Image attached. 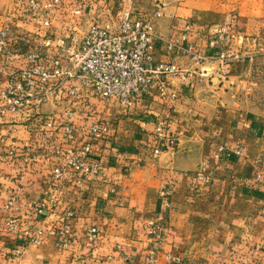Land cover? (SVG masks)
I'll return each mask as SVG.
<instances>
[{"label": "crops", "instance_id": "obj_1", "mask_svg": "<svg viewBox=\"0 0 264 264\" xmlns=\"http://www.w3.org/2000/svg\"><path fill=\"white\" fill-rule=\"evenodd\" d=\"M96 1L63 0L61 10L52 16L54 39L65 27L61 21L76 10H84L78 24L82 22L85 31L102 3L114 7L118 0ZM122 1L135 8L134 0ZM140 1L164 3L156 32L166 40L180 36L188 19H195L188 39L205 62L199 65L161 51L157 64L173 61L193 74L187 81H169L175 99L152 92L127 110L114 100H93L87 110L74 113L70 136L64 132L68 121L57 98H48L37 111L0 112V264H149L145 258L151 251L156 252L152 264H264L263 111L258 101L240 92L242 74L235 77L233 69L227 71L224 83L214 84L233 47L228 37L210 47L215 26L207 24L233 16L237 23L232 28L246 49L245 38L264 31V0ZM37 14L42 17L28 0H0V32L10 28L0 54V90L38 44ZM253 43L254 49L261 46L260 40ZM161 120L168 122V132L177 143L175 149L154 156L151 150ZM93 122L109 126L103 139L90 138ZM219 141L226 148L240 149L241 155L225 159L221 169H211L210 149ZM86 143L91 144L90 159L101 168L100 174L82 183L61 181L52 188V170L63 162V152ZM199 165L205 166L203 176L218 184L197 181L193 172ZM167 188L176 195L166 213L157 194ZM43 196L57 205L40 224L31 219L29 210ZM11 198L15 202L6 210ZM155 212L167 219L168 234L160 244L151 243L145 233ZM10 216L19 221L14 234L5 228ZM63 222L72 228L67 250L56 247L52 234ZM37 228L44 230L42 242L28 245L21 258L13 259L11 252L20 245L21 233ZM89 228L99 231L91 247L84 236ZM167 254L181 262L167 260Z\"/></svg>", "mask_w": 264, "mask_h": 264}, {"label": "built area", "instance_id": "obj_2", "mask_svg": "<svg viewBox=\"0 0 264 264\" xmlns=\"http://www.w3.org/2000/svg\"><path fill=\"white\" fill-rule=\"evenodd\" d=\"M28 3L40 10L42 16L47 17L62 5L63 0H28ZM83 12V9H79L74 15L81 16ZM157 16H161L159 9ZM49 22L45 20L44 26L48 27ZM189 28V24H186L185 31L188 32ZM217 33L222 35L223 30ZM9 34L10 28L0 32V54L6 46ZM214 46L215 43L210 42V47ZM161 51L167 55L187 57L199 65L205 62V58L198 53L186 33L182 32L180 36L166 40L156 36L148 23L133 20L126 10H116L112 21L95 22L87 31H82L78 25L65 37L54 39L45 36L38 40L35 50L25 58L22 68L9 74L6 84L0 90V112H23L29 109L37 111L48 98H57L63 105L68 121L63 126L64 132L70 136L72 128L69 121L74 113L87 110L93 100H114L121 108L127 110L138 101L149 97L152 92L160 96L169 95L171 99H175V95L170 92L169 81H187L193 74L173 61L157 64L156 56ZM217 77L225 79V71H219ZM211 78L213 77H209V80ZM157 131L156 145L152 148L154 156L176 148L177 141L169 134L166 120L158 122ZM108 132L109 126L101 122H93L88 129L92 140L103 139ZM219 152H223L227 157L241 155L240 149L231 150L223 146H220ZM90 154V143L84 144L80 149L64 151L63 162L52 170L51 187L56 188L61 181L75 179L82 183L91 176H98L101 168L91 161ZM167 192L163 189L159 193L160 200L165 202V209L168 208ZM14 202L15 199L11 198L5 209H11ZM56 203L43 196L31 204V219L41 224L46 212L55 207ZM162 215L158 213L145 224L146 234L153 244L162 243L166 237V222ZM71 216L68 214V217ZM18 227V219L8 217L6 230L14 234L17 233ZM43 234L42 228L24 230L19 239L20 245L11 252V257L21 258L28 245H38L42 242ZM52 234L56 237L57 248H70V224L63 222ZM84 236L88 247H91L97 241L99 232L95 228H89ZM165 258L175 263L181 262L178 256L167 254ZM155 259L156 252L146 254L147 263L152 264Z\"/></svg>", "mask_w": 264, "mask_h": 264}, {"label": "rangeland", "instance_id": "obj_3", "mask_svg": "<svg viewBox=\"0 0 264 264\" xmlns=\"http://www.w3.org/2000/svg\"><path fill=\"white\" fill-rule=\"evenodd\" d=\"M115 3H116V5L114 7H112V5H110V3L108 1H105L104 3H102V5H101L102 7L100 9H98V11L95 14L96 16L91 19L92 21H90V24L92 25L95 22L104 23L107 21H112L114 19V13L116 10H126L130 13V16L133 20H143L144 22L148 23L151 26L152 32L156 36L164 38L163 36L159 35L160 33L156 32V25L164 16L165 5L163 2L148 1V2H145L146 3L145 4L144 2H142L140 0H134L131 3H132V6H134L136 9L134 8L132 10L127 8L126 6H124L122 0H120V1L118 0ZM141 5H143V8H141ZM137 7H139V9ZM31 9L36 10V12L40 13L39 12L40 10H38L34 7H31ZM158 9L160 10V14H161L160 17L157 16ZM60 10H61V7L59 6L54 11V13L50 16L46 17L45 15H43L44 17L43 16L41 17V16H39V14L34 16V19L38 20L39 30L41 31L39 36H38L39 41H40V39H42L45 36L54 38V35H56V33H55V31H53L54 28L51 30V28H52L51 22L54 19V18H52V16H54V14L57 15V13ZM31 13L33 15L32 11H31ZM55 17L57 18V16H55ZM81 17L82 16L73 15V17H68V19L63 18L65 21H61V22L65 24L64 25L65 27L57 33L59 38L67 36L71 32V30H73V28L77 27L78 25H80L82 31H84V29H83L84 27L81 26L84 24L82 22L78 24V22L81 20ZM45 20L50 21L49 22L50 24L48 27L44 26L43 22ZM82 20H84V19H82ZM188 22L189 23H187V24H189L190 28H189L188 32H186V31L183 32V33H186L187 36H188V33H190V31H192L196 28V24H197L195 19H188ZM202 23L205 24L204 21ZM236 23H237V20H236V18H233V16L229 17V18L225 17V19H220V20H218V22L217 21H212V22L210 21L209 23H207L211 26H215L214 39L210 42L218 43V42H220V40L222 38L228 37L229 46L233 47V54L230 57H225L226 63H224V67H225L224 71L226 73V76L228 75L227 71H229L230 69H233L235 71V73H234L235 77H238L239 75L242 74V77H240V79H238L241 81L239 86H241L240 90H242V91H240V92L248 93L250 95L249 96V98L251 99L250 101H252V102L258 101L261 105L260 107L262 108L263 116H264V31L261 34H259L258 36H256V34L249 36V38L247 36L245 39L249 40V44L246 46V49H244L243 43H242L243 39H239V38H241V35L238 34L232 28V26L236 25ZM234 28H236V27H234ZM87 30L88 29H86L85 31H87ZM219 30H223V33H221L222 35H218L217 32ZM258 40H260L261 46L254 49L252 47L254 44L253 42L255 41V44H257ZM158 55H159V53L157 54V56ZM217 78L218 77H215L214 84L218 83L217 81H220L219 83L221 85L222 79H217ZM263 120H264V118H263ZM217 143L218 144H216L212 149H210V155H211L212 161L209 160V162L207 164H208L209 168H211V169H217L219 167H220V169L223 168L220 166V164L225 162V159L229 158L226 155H224L223 152H219V148H220V146H223V143L220 141ZM223 147L226 148L225 145ZM227 149H230V148H227ZM262 166L263 167L261 169L264 170V162L262 163ZM203 170H205V166L199 165L197 170L195 172H193L195 174V179H197V181L202 182V183H208V184H218V183H215V181H213L212 179H211V181H210V179H206L203 176L205 174ZM172 190L167 188V191H168L167 193H169V195L166 198L167 202H168L167 203L168 208L165 209L166 213L169 212L171 205H172V202L174 201V198L176 195V192H173ZM161 191L159 190V192L157 194V198H158V202H160L161 206L165 207L163 204L165 202L164 201L162 202L159 198V193ZM216 199L221 200L220 197H218ZM215 213H217V212H215ZM157 214H158V212L153 213V215H151L148 218V220L154 218ZM163 217L165 219V222H167L165 215ZM145 233H146V230H145ZM167 234H168V232H167V225H166V236H167ZM170 261H172V260H170Z\"/></svg>", "mask_w": 264, "mask_h": 264}]
</instances>
